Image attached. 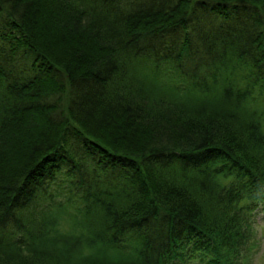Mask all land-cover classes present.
<instances>
[{
  "label": "trees",
  "instance_id": "16d2710c",
  "mask_svg": "<svg viewBox=\"0 0 264 264\" xmlns=\"http://www.w3.org/2000/svg\"><path fill=\"white\" fill-rule=\"evenodd\" d=\"M0 24V264H244L264 0H0Z\"/></svg>",
  "mask_w": 264,
  "mask_h": 264
},
{
  "label": "rangeland",
  "instance_id": "374dc122",
  "mask_svg": "<svg viewBox=\"0 0 264 264\" xmlns=\"http://www.w3.org/2000/svg\"><path fill=\"white\" fill-rule=\"evenodd\" d=\"M0 24V29H1ZM23 60H20V62ZM255 229L254 248L251 249L250 255L244 260V264H264V211L258 212L255 215ZM63 231H74L72 223L64 221L61 225Z\"/></svg>",
  "mask_w": 264,
  "mask_h": 264
}]
</instances>
